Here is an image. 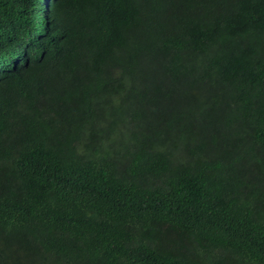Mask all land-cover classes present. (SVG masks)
I'll return each mask as SVG.
<instances>
[{"label": "trees", "instance_id": "obj_1", "mask_svg": "<svg viewBox=\"0 0 264 264\" xmlns=\"http://www.w3.org/2000/svg\"><path fill=\"white\" fill-rule=\"evenodd\" d=\"M0 264H264V0H0Z\"/></svg>", "mask_w": 264, "mask_h": 264}]
</instances>
